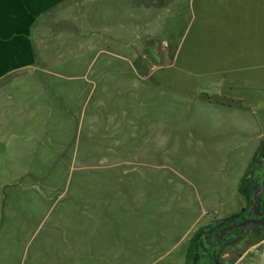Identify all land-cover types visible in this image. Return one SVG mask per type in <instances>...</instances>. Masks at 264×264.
<instances>
[{
    "label": "rangeland",
    "instance_id": "obj_1",
    "mask_svg": "<svg viewBox=\"0 0 264 264\" xmlns=\"http://www.w3.org/2000/svg\"><path fill=\"white\" fill-rule=\"evenodd\" d=\"M95 2L0 81V264H211L193 239L261 179L264 0Z\"/></svg>",
    "mask_w": 264,
    "mask_h": 264
},
{
    "label": "crops",
    "instance_id": "obj_2",
    "mask_svg": "<svg viewBox=\"0 0 264 264\" xmlns=\"http://www.w3.org/2000/svg\"><path fill=\"white\" fill-rule=\"evenodd\" d=\"M95 1L0 0V81L39 64L35 44L38 39L36 29L39 22L47 17L68 21L71 15H74L75 21H80L81 13L84 14L88 10L87 4L93 5ZM76 14L78 16H75ZM89 24L90 29L92 23ZM263 178L264 175L261 174L262 182ZM261 234L256 233L253 242L232 264H264V230ZM155 248L156 246L153 247Z\"/></svg>",
    "mask_w": 264,
    "mask_h": 264
},
{
    "label": "water",
    "instance_id": "obj_3",
    "mask_svg": "<svg viewBox=\"0 0 264 264\" xmlns=\"http://www.w3.org/2000/svg\"><path fill=\"white\" fill-rule=\"evenodd\" d=\"M264 196V178L261 184V187L255 193V202L254 206L251 209V212L248 214V217H256L260 216L261 219H248L245 221H241V217L236 218V223L222 229L219 233L215 234V237H210V234L215 230H219L221 227L225 226L227 223L233 221L235 218H230L221 223L215 230H211L208 234L202 237L200 241V246L202 248L203 253L206 255L209 254V249L214 248V244H222L227 240L226 236L235 230L241 229L240 234L242 236H247L253 229L263 227L264 226V210H262V197ZM205 241V244L203 243ZM216 264H220L216 262Z\"/></svg>",
    "mask_w": 264,
    "mask_h": 264
},
{
    "label": "trees",
    "instance_id": "obj_4",
    "mask_svg": "<svg viewBox=\"0 0 264 264\" xmlns=\"http://www.w3.org/2000/svg\"><path fill=\"white\" fill-rule=\"evenodd\" d=\"M252 167H256L257 171H260L262 175H264V141L260 144L257 153L251 163ZM262 183L257 182L254 177L248 178L245 182V185L240 189V192L246 196L247 199V207L243 208L239 214L234 216L233 218L241 217V219H246L248 217V214L251 212L252 207L254 206L255 202V193L256 191L261 187ZM262 207H264V196L262 197ZM234 219V220H235ZM262 230H264V227L259 229L257 233H260L262 235ZM206 233V230L202 231L200 234H198L194 239L193 243L195 245V261L196 263L201 260V258H207L200 246V241L202 240V236ZM204 243V241H203ZM211 261V259H209ZM220 263V262H218ZM211 264H214L211 261ZM221 264V263H220Z\"/></svg>",
    "mask_w": 264,
    "mask_h": 264
},
{
    "label": "flooded vegetation",
    "instance_id": "obj_5",
    "mask_svg": "<svg viewBox=\"0 0 264 264\" xmlns=\"http://www.w3.org/2000/svg\"><path fill=\"white\" fill-rule=\"evenodd\" d=\"M257 176V175H256ZM254 179L257 181V182H259V183H262V180L260 179L259 181H258V177H254ZM264 210V207H262V210L261 211H263ZM248 219H257V220H259V219H261V217L260 216H256V217H254V216H252V217H247L246 219H241V221H245V220H248ZM237 221H236V219L235 220H233V221H231V222H229V223H227L225 226H223V227H221L219 230H215L218 226H219V224H217L215 227H211V228H209L208 230H206V233L204 234V235H206V234H208L211 230H215L213 233H211L210 234V237L212 236V238H214L215 237V234H217V233H219L222 229H224V228H226V227H228V226H231L232 224H234V223H236ZM264 227V226H263ZM263 227H259V228H256V229H253L247 236H250V235H255L257 232H258V230L259 229H261V228H263ZM240 231H241V229H238V230H235V231H233V232H230L227 236H226V238H227V240L225 241V242H223L222 244H214V248H212V249H209V254L207 255H205L208 259H211V261L214 263V264H216V262H219V260H218V258H219V255H220V253H221V250H222V248H223V246L224 245H226V244H228V243H230V242H233V240H239V239H241L243 236L240 234ZM203 235V236H204ZM202 236V237H203ZM204 241V240H203ZM204 244H205V241H204Z\"/></svg>",
    "mask_w": 264,
    "mask_h": 264
}]
</instances>
